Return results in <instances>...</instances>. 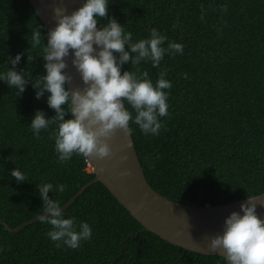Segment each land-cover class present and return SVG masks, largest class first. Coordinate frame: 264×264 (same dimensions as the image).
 Instances as JSON below:
<instances>
[{"label": "trees", "instance_id": "trees-1", "mask_svg": "<svg viewBox=\"0 0 264 264\" xmlns=\"http://www.w3.org/2000/svg\"><path fill=\"white\" fill-rule=\"evenodd\" d=\"M109 16L133 40L154 27L168 37L165 47L169 40L183 44L182 53L166 52L157 67L150 61L121 66V72L147 71L153 82L165 71L172 81L159 135L145 136L129 122L148 183L172 201L198 207L264 193V0H109L100 23ZM33 27L46 43L47 29L29 0H0V70L12 67L9 54L31 47ZM28 51L33 59L23 52L16 70L42 74L43 58ZM46 97L37 99L31 82L16 96L0 81V219L11 227L40 214L36 184L66 185L48 193L63 206L95 178L83 156L57 161L55 125L32 134L28 124L37 109L55 115ZM14 167L26 181L11 177ZM64 212L90 224L89 240L58 247L46 235L51 225L37 221L14 234L0 223V264H224L222 256L190 252L144 231L101 182Z\"/></svg>", "mask_w": 264, "mask_h": 264}, {"label": "clouds", "instance_id": "clouds-1", "mask_svg": "<svg viewBox=\"0 0 264 264\" xmlns=\"http://www.w3.org/2000/svg\"><path fill=\"white\" fill-rule=\"evenodd\" d=\"M62 2L57 0L53 8L56 23L48 29L46 43L40 28L33 27L28 40L31 47L23 50L28 53V49L38 50L44 72L32 76L23 69L17 71L23 52L14 57L9 54L6 64L12 67L0 70V81L14 88L16 96L25 91L29 82L37 99L47 93V105L55 110V115L46 117L43 110L37 109L28 124L32 134L39 136L41 130L55 125L51 138L61 164L74 154L84 158L108 156L111 152L108 138L118 129L127 137L132 136L130 121L145 136L159 135L160 118L169 114L166 89L172 87V81L165 78V71L153 82L147 71L121 72V66L129 61L137 66L141 61H150L157 67L166 52L182 53L183 44L169 40L165 47L168 37L154 27L148 36L133 40V34L112 16L101 24L100 18L108 15L109 0H83L71 12L60 6ZM126 44L129 50H125ZM69 55L83 82L82 90L67 87L72 77L65 71L68 62L64 58ZM32 59L29 53L27 60ZM10 173L17 183L26 181L19 168L10 169ZM65 188L63 183L36 184L43 201L38 219L51 225L46 235L58 247L62 244L75 249L91 238L92 227L85 220L77 222L75 216L66 217L60 201L48 194L62 193ZM256 198L246 197L240 203L241 211H231L224 219L222 231L210 237L209 248L222 250L224 264H264V219L256 213Z\"/></svg>", "mask_w": 264, "mask_h": 264}, {"label": "water", "instance_id": "water-1", "mask_svg": "<svg viewBox=\"0 0 264 264\" xmlns=\"http://www.w3.org/2000/svg\"><path fill=\"white\" fill-rule=\"evenodd\" d=\"M29 3L47 31L55 25L53 8L57 6V0H29ZM82 3L83 0H63L60 6L71 12ZM64 59L68 62L65 71L72 77L67 87L82 90L84 85L79 73L71 64V55ZM108 144L111 149L108 156L87 158L95 178L83 185L62 206V210H66L90 186L101 182L143 226L144 231L152 232L170 244L190 252L223 257L222 250L213 251L209 248L210 237L222 231L224 219L231 211H241L239 206L245 199L200 207L172 201L148 183L132 136L129 138L118 129L108 138ZM252 197H258L255 199L256 213L264 219V205H261L264 201V193ZM38 216L16 227H11L2 219L0 223L11 233L17 234L24 227L39 221Z\"/></svg>", "mask_w": 264, "mask_h": 264}]
</instances>
